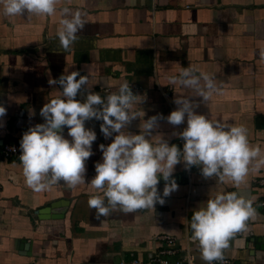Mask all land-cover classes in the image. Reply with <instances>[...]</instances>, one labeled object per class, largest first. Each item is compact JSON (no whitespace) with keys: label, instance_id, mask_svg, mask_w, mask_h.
Here are the masks:
<instances>
[{"label":"crops","instance_id":"crops-1","mask_svg":"<svg viewBox=\"0 0 264 264\" xmlns=\"http://www.w3.org/2000/svg\"><path fill=\"white\" fill-rule=\"evenodd\" d=\"M65 6L85 12L87 21L67 51L57 35L59 11L51 17H6L0 4V104L7 109L0 118V147L20 142L31 127L45 122L41 109L62 91L58 84L50 86V79L78 71L103 97L104 89L115 91L127 81L143 101L134 110L145 112L128 130L139 134L143 119L162 114L153 140L161 136L182 150L185 141L173 133L182 132L186 120L173 126L166 117L177 107L175 98L194 93L171 78L193 66L220 89L206 102L193 97L197 114L243 125L264 155V0H61L58 8ZM101 123H85L97 139L86 161V183L74 190L60 183L36 193L25 183L21 161L0 156V264H130L135 259L147 264L164 247L159 235L173 236L180 249L169 258L188 249L206 264L191 239V216L218 193L241 189L253 199L257 216L230 241L224 256L238 264H264V186L252 183L264 178V166L253 168L237 189L181 162L172 177L178 189L163 204L128 214L116 210L97 220L88 206L96 190L88 183L96 163L103 162L99 146L116 135L106 139ZM67 133L65 127L71 140ZM164 187L161 177V195Z\"/></svg>","mask_w":264,"mask_h":264},{"label":"clouds","instance_id":"clouds-1","mask_svg":"<svg viewBox=\"0 0 264 264\" xmlns=\"http://www.w3.org/2000/svg\"><path fill=\"white\" fill-rule=\"evenodd\" d=\"M61 0H0L6 17L48 16L58 11L61 15L57 35L60 45L69 50L77 34L87 24L86 13L80 9L60 7ZM264 57V51L261 52ZM79 77V78H78ZM89 76L78 71L63 74L58 80L50 79V86L59 85L61 95L47 102L40 115L44 123L36 124L25 132L20 141V161L26 185L34 192L50 190L63 183L69 190L86 183V161L94 154L92 145L97 139L86 121H102L100 130L113 142L99 146L103 162L95 165L96 175L90 181L96 194L90 196L88 206L96 210L95 218L108 217L119 210L124 214L142 209H153L157 203L178 189L173 177L181 162L186 169L199 166L205 178L216 182L231 181L237 189L246 182L249 172L264 166V155L259 145L253 146L248 130L209 116L197 114L193 97L209 100L220 89L215 79L193 66L184 68L171 78L192 90L194 95L178 96L177 105L166 117L168 123L179 126L187 123L182 132L173 133L183 139V149L167 140H153V132L162 114L143 119L139 134L128 130L134 120L145 116L134 110L143 101L125 81L115 91L102 97L87 87ZM82 96V99L77 97ZM7 113L0 104V118ZM68 128L65 138L64 129ZM157 136V135H155ZM165 181L162 195L158 191L160 178ZM238 191L218 193L207 200L206 206L191 216V239L199 246L201 257L208 264L224 260V252L237 233L245 231L247 222L257 216L250 197Z\"/></svg>","mask_w":264,"mask_h":264},{"label":"built area","instance_id":"built-area-1","mask_svg":"<svg viewBox=\"0 0 264 264\" xmlns=\"http://www.w3.org/2000/svg\"><path fill=\"white\" fill-rule=\"evenodd\" d=\"M109 92L110 90L108 88L104 89L105 94L108 95ZM20 155H21L20 142L17 141L6 142L3 143L2 146L0 147V156L4 159L20 160ZM252 183L254 187H262L264 186V178L255 177L252 179ZM260 204L264 205V201H261ZM240 233H237L235 236L239 235ZM157 238L164 242V247L158 252L157 255L151 257L147 262V264H202L195 261V259L193 258V256L191 255L188 249L184 250V252L178 257L169 258L180 250L175 245L176 242L175 238L171 235H159L157 236ZM130 264H141V262L135 259L132 260ZM206 264H208V262ZM213 264H238V263H236L234 260L228 257H225L223 261H215L213 262Z\"/></svg>","mask_w":264,"mask_h":264}]
</instances>
